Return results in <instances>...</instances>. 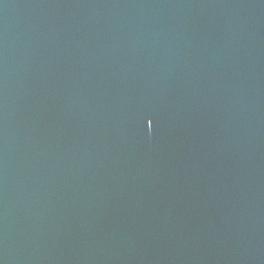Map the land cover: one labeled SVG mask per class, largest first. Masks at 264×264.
<instances>
[{
    "label": "water",
    "instance_id": "obj_1",
    "mask_svg": "<svg viewBox=\"0 0 264 264\" xmlns=\"http://www.w3.org/2000/svg\"><path fill=\"white\" fill-rule=\"evenodd\" d=\"M0 264H264V0H0Z\"/></svg>",
    "mask_w": 264,
    "mask_h": 264
}]
</instances>
